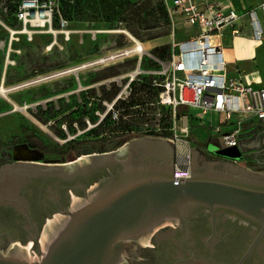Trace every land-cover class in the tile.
I'll use <instances>...</instances> for the list:
<instances>
[{"label": "water", "instance_id": "95a60500", "mask_svg": "<svg viewBox=\"0 0 264 264\" xmlns=\"http://www.w3.org/2000/svg\"><path fill=\"white\" fill-rule=\"evenodd\" d=\"M205 151L218 158L189 147L184 181L160 135L64 161L13 154L0 165V264H264V169L221 135Z\"/></svg>", "mask_w": 264, "mask_h": 264}, {"label": "rangeland", "instance_id": "374dc122", "mask_svg": "<svg viewBox=\"0 0 264 264\" xmlns=\"http://www.w3.org/2000/svg\"><path fill=\"white\" fill-rule=\"evenodd\" d=\"M132 1L135 4L93 0L84 2L79 11L63 8L68 24L61 28L55 14L51 26L23 24L13 12L8 13L6 0H0L8 18V23L0 18V83L12 88L7 97L0 95V152H8L13 136L19 135L21 144L14 147V153L26 149L34 153L30 158L39 154L38 160L64 161L91 149L115 148L144 134L145 129L165 137L182 132L180 127L186 123L173 120L172 105L158 101L154 81H163L166 74L138 65L141 55L157 61L145 37L156 34L151 38L156 45L167 44L172 39L170 25L142 28L139 18H151L145 10L156 7L157 1ZM109 2L116 3L112 9L118 13L110 14ZM181 31L176 29V39ZM136 41H144L146 48L132 50ZM227 41L230 48L240 44ZM259 49L264 52V43ZM261 59L242 61L238 67H259ZM147 74L154 77L149 79ZM258 74L264 86V62ZM175 110L187 114L183 121L189 126L185 139L190 148L203 146L215 134L198 124L187 107L178 105ZM71 138L84 141L85 149L77 154L67 152ZM29 140L37 144L39 153L24 145Z\"/></svg>", "mask_w": 264, "mask_h": 264}, {"label": "built area", "instance_id": "2783aa9c", "mask_svg": "<svg viewBox=\"0 0 264 264\" xmlns=\"http://www.w3.org/2000/svg\"><path fill=\"white\" fill-rule=\"evenodd\" d=\"M170 19L168 58L155 57L160 65L152 70L166 74L163 81H154L160 87L158 101L173 107V120H182V132L166 136L174 143L173 176L184 181L190 175L187 114L176 112L178 105L187 107L192 116L205 119L212 131L221 135L227 145L238 144L246 121L264 119V87L251 72L229 67L224 53L225 40L243 33L245 14L248 35L260 41L264 34V0L238 12L229 1L223 0H163ZM59 26L68 20L59 11V0H20L16 18L33 26L52 25L54 14ZM181 28L180 38L175 37ZM141 56H139L140 59ZM213 115L217 120L213 121ZM146 132H153L145 129ZM154 134V132H153ZM152 135V134H151Z\"/></svg>", "mask_w": 264, "mask_h": 264}, {"label": "crops", "instance_id": "0c3cea01", "mask_svg": "<svg viewBox=\"0 0 264 264\" xmlns=\"http://www.w3.org/2000/svg\"><path fill=\"white\" fill-rule=\"evenodd\" d=\"M223 1H229L231 5L238 10V12L243 13L247 8L253 6L256 4L257 0H223ZM242 23H244L243 30L246 31V33H243L239 36L231 37L228 36L225 40L224 45V53L227 56L228 60L230 61L229 67H235L239 66V63L245 60H253L256 61L257 56H263L264 52L263 49H259L260 46H263L264 43V34L260 41H256L252 39L247 33H248V24H247V18L245 14L241 17ZM228 39H231L232 41L236 43H240L239 45L234 46L233 48H230L228 45ZM140 42V41H139ZM144 42V41H141ZM149 45H156V39H149L147 40ZM144 44V43H141ZM145 47V46H144ZM146 48V47H145ZM153 55V54H152ZM154 57V55H153ZM264 59H261V63L259 67H245L242 66L241 69L247 72H251L252 75L256 78L258 81L256 83L257 86L261 85V79L258 74V71L260 70V66L263 65ZM258 64V63H257ZM198 124H202V126H208L205 122V119H199L197 118ZM201 120V121H200ZM217 120V115H213V121ZM209 127V126H208ZM214 133V132H213ZM245 151L248 153H253L254 151L257 152L255 148L262 149L264 147V119H253L250 121H246L243 126V132L239 137L238 142ZM205 144L204 142L203 146H196L203 151H205ZM254 149V151L251 152V150ZM264 156V155H263ZM257 158L264 159V157L257 155Z\"/></svg>", "mask_w": 264, "mask_h": 264}, {"label": "trees", "instance_id": "16d2710c", "mask_svg": "<svg viewBox=\"0 0 264 264\" xmlns=\"http://www.w3.org/2000/svg\"><path fill=\"white\" fill-rule=\"evenodd\" d=\"M89 1H93V0H59V11L60 14L63 18L67 19V17H64L62 15V11L61 9L64 8V11H67V9L71 8L72 10H76L79 11L80 7L83 6L84 2H89ZM104 1V0H103ZM156 7H152L148 10H145V14L147 15H151V18H147L146 16L139 18L140 21V25L142 28H151V27H156L159 24L162 25H170V19L168 16V12L165 6V3L163 0H156ZM20 0H6V6L8 8V13L9 12H13L14 13V17L16 18V9L17 6L19 4ZM124 3L127 5H133L135 4V1L132 0H124ZM116 3H112L109 2L108 6H109V10H110V14H114V13H118L117 10H113V6ZM118 7L122 8L123 7V2H119L117 4ZM136 13V12H135ZM55 18L58 19V23H59V17L58 14L55 13ZM0 18L5 21L6 23H8V18L7 16H5V12L3 11V8L0 6ZM17 19V18H16ZM68 20V19H67ZM122 21V18L119 20ZM156 34H149L145 37V39H151L156 37ZM169 52H170V45L169 43L167 44H162V45H155L152 48V53L154 54L155 57L161 58V59H166L169 56ZM138 65L140 66V68H144V69H158L160 67L159 63L157 61H154L152 59H148L145 58L141 55ZM147 78L151 79L154 77V74H147L146 75ZM158 89H160V87H157ZM144 134H153V132H146ZM13 138L15 140H20L21 136L19 135H14ZM82 140L80 139H76V138H71L68 141V145H67V152H72L74 154H77L78 152H81L83 149H85V146L83 145ZM28 144L30 146L33 147H37V144L31 140H29ZM113 148V147H111ZM89 149H91V147H89ZM96 150V149H91ZM90 150V151H91Z\"/></svg>", "mask_w": 264, "mask_h": 264}, {"label": "flooded vegetation", "instance_id": "af4514ba", "mask_svg": "<svg viewBox=\"0 0 264 264\" xmlns=\"http://www.w3.org/2000/svg\"><path fill=\"white\" fill-rule=\"evenodd\" d=\"M20 142H21V140H15L13 142L14 144L11 146V149L8 152H6V151H1L0 152V165L2 163L13 161L14 160L13 154L16 157H18V154H17L18 152L14 153L15 150L13 151V149H14L15 145L20 143ZM30 147H33V146H30ZM258 154L260 156L264 157L263 156L264 155V147L262 149L258 150L257 152H253V153H248L247 151H244L243 152V157H242V159L244 160V163H240V164H244V165H246L248 167L255 168V169H264V159L257 158ZM204 155L207 158H218V156L214 155L211 152L204 151ZM237 162H239V160Z\"/></svg>", "mask_w": 264, "mask_h": 264}, {"label": "bare ground", "instance_id": "6f19581e", "mask_svg": "<svg viewBox=\"0 0 264 264\" xmlns=\"http://www.w3.org/2000/svg\"><path fill=\"white\" fill-rule=\"evenodd\" d=\"M135 45V47H133L132 48V50L134 49V50H141L142 48H144V46H145V44H141V42L139 43V41H136V43L134 44ZM149 45V44H148ZM146 47V46H145ZM125 49V48H124ZM128 51H130V50H127L126 52H128ZM122 53V52H121ZM111 56V55H110ZM105 58V57H104ZM103 59V58H102ZM72 70V69H71ZM134 73H132L131 75H133ZM34 78V77H33ZM29 80H31V79H29ZM17 84V83H16ZM10 89H12V88H8V87H6V86H4L3 84H2V82L0 83V95H3V96H5V97H7L6 96V92L7 91H9ZM14 106V105H13ZM25 107H19V108H17V109H21V110H23ZM18 157H25V158H30V156L31 155H33L34 153H32L31 151H29V150H26V149H20L19 151H18Z\"/></svg>", "mask_w": 264, "mask_h": 264}]
</instances>
